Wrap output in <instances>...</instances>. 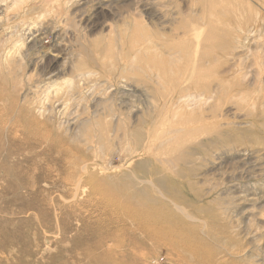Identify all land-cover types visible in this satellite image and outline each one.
Masks as SVG:
<instances>
[{"label":"rangeland","instance_id":"obj_1","mask_svg":"<svg viewBox=\"0 0 264 264\" xmlns=\"http://www.w3.org/2000/svg\"><path fill=\"white\" fill-rule=\"evenodd\" d=\"M17 1L0 0V264H264L263 147L227 155L203 191L167 184L142 195L113 180L129 159L126 145L61 142L68 124L105 111L120 89L126 104L116 110L125 119L133 110L157 120L175 110L173 75L147 65L162 58L173 69L180 55L158 46L146 59L123 33L138 6L140 42L164 34L173 48L202 57L215 34L223 47L211 60L206 108L218 101L223 130L263 137L264 0ZM187 28L208 41L195 46ZM86 58L92 74L66 82Z\"/></svg>","mask_w":264,"mask_h":264},{"label":"bare ground","instance_id":"obj_2","mask_svg":"<svg viewBox=\"0 0 264 264\" xmlns=\"http://www.w3.org/2000/svg\"><path fill=\"white\" fill-rule=\"evenodd\" d=\"M71 1L73 2L74 0H65L64 2L63 0H53L52 2H56L63 8V5H68ZM16 3L18 1L13 4L16 5ZM88 4L89 1L77 4L78 9L75 10L74 16L76 18L77 16H82L88 8ZM111 5L109 6L111 7ZM139 9L140 6H138ZM138 10L134 13L133 24L127 26L124 24L126 31H123V33L129 43L134 46L138 44L139 51L146 59L151 53L158 50V46L169 49L173 54L177 53L180 55L179 62H181V65L173 69L169 64L170 60L167 62L168 60L164 61L162 58L160 60L154 58L153 63L147 61V70L149 72L157 76L168 77L169 74L173 75L174 79L169 80V82L175 87L174 91H172V98H174L172 103L175 106V110L168 111L167 116L163 115L160 120H157L156 116L152 114L144 116L140 115L139 110H133L130 112L129 118L125 119L122 116V112H119V109L116 110L118 106L126 104L123 99L126 96L125 92L120 89L117 93L119 97L115 99L112 96L107 99L106 104L108 107L104 109L105 111L95 110L92 116L77 119L75 122L73 121L74 123L68 124L63 134L66 135V138L61 142L64 144H66L65 141L67 140L72 143L83 142L88 145L89 149L103 145H111L114 148L126 145L125 150L129 155V159L124 162V166L117 174L112 175L113 180L116 184L134 187L142 195H149L151 191L152 193L160 192L161 188H164L167 184L175 191L183 188L191 191H203V187L207 186L209 181L208 176L220 170L221 166L226 163L225 158L227 155H241L244 152L246 155L253 156L258 150H251L250 148L258 146L264 149V134L263 137H255L248 136L244 132L235 133L223 130V123L219 120L220 118L218 119L221 114L218 101L212 104L209 109L206 108L208 101L214 97L213 91L207 88V84H210L211 81L216 82L213 79L215 73L212 72L213 69L210 67L211 60L215 59L214 53L223 47L221 44L218 45V38L215 37L214 33L213 35L211 34L209 39L213 40L212 43L215 45L212 47L211 52L203 53L202 57L198 55L199 50L186 49L184 46H181L182 48L180 49L173 48V46L168 44L169 40L164 34L159 35V37L156 35L155 38L157 40L155 38L150 40L152 38L150 36L145 39L144 36L143 41L140 42V29L138 30L137 28L141 26L142 22L140 21L141 12ZM120 19L122 18L120 17ZM185 30L184 36L188 37L191 35L197 38L195 46H200L204 41H208V38L202 39L203 32L199 28H193L192 30L187 28ZM136 34L137 36L135 37ZM159 42L163 44H159ZM172 53L170 54L172 55ZM156 60L159 63L156 64ZM134 61L133 57H127L128 64ZM93 63L94 60L92 58H86L85 62L79 66L70 68L73 77L71 79L66 78L65 81L69 83L76 81V78L80 76L88 77V75L92 74V71H86L85 67ZM70 70L62 71L60 74L63 76L67 75ZM126 87L129 88V95L136 97L135 95L139 92L137 86L129 84ZM216 93L219 97V91H216ZM221 95H223L222 92ZM246 100V98H243V101ZM103 105L106 107L105 104ZM139 120L141 121L137 124ZM111 121L114 125L108 130L106 123ZM92 143L96 147L90 145ZM63 151L71 152L72 155H75L68 148ZM135 160L134 168H129L130 164ZM198 179L199 181H197ZM175 196L179 198V196ZM176 197L173 195V198ZM212 202L218 203L219 199H214ZM174 203L177 205L176 202ZM177 207L179 206L177 205ZM188 218L195 219L192 215L188 216ZM160 227L164 228V223ZM146 231L149 232L150 230ZM161 232L162 235L171 234L169 229ZM156 234L158 235L159 233L156 232ZM160 238L162 237L160 236ZM156 239L159 240V238Z\"/></svg>","mask_w":264,"mask_h":264}]
</instances>
